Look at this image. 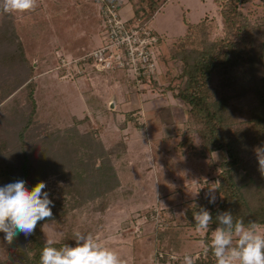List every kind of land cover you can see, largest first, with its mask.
Segmentation results:
<instances>
[{"label": "rangeland", "instance_id": "rangeland-1", "mask_svg": "<svg viewBox=\"0 0 264 264\" xmlns=\"http://www.w3.org/2000/svg\"><path fill=\"white\" fill-rule=\"evenodd\" d=\"M221 1L156 0L159 9L142 20L160 36L155 48L158 78L145 82L135 81L126 68L96 65L92 60L80 65L82 73L62 65V57L83 55L103 43V0H36L33 9L14 13L35 67L38 116L27 127L30 144L36 138L43 143L53 132L60 139L73 140L74 130H65L76 116L81 133H98L105 147L114 148L109 155H101L92 142L83 148L74 142L64 147L56 144L46 155V169L30 163L31 176L37 181L43 178L44 191L54 203L55 215L36 227L44 241L54 239L56 247L74 245L73 234L79 231L107 244L123 264H184L185 254L193 263L196 259L215 261L205 246L206 233L197 231L191 213L198 207L213 208L225 202L224 193L218 190L215 203H209L205 194L208 186L220 181L219 166L227 152L206 153L202 136L186 130L190 105L176 95L181 78L175 61L169 58L168 46L186 32L188 22L212 20L218 30L206 36L221 35ZM137 2L117 3L120 15L129 21ZM245 11L253 21L263 22L264 0L246 3ZM2 16L0 13V20ZM262 29L264 41V24ZM262 76V72L236 76L228 82L230 86L225 85L230 111L224 124L240 140L254 144L255 151L260 134L250 116L258 110L254 89ZM27 91V86L22 87L0 103L4 127L0 133V186L11 183L9 175L21 173L17 123L9 125L4 116L19 105L18 100L25 102ZM113 99L116 104L111 107ZM167 107L170 113L162 115ZM103 187L108 189L105 194L97 191L90 197ZM33 239L21 233L9 245L0 232V264H39L34 257L43 239L37 245Z\"/></svg>", "mask_w": 264, "mask_h": 264}, {"label": "trees", "instance_id": "trees-1", "mask_svg": "<svg viewBox=\"0 0 264 264\" xmlns=\"http://www.w3.org/2000/svg\"><path fill=\"white\" fill-rule=\"evenodd\" d=\"M256 1L224 0L223 6L220 7L223 22L220 29L223 32L221 35L209 38L213 31L218 30L214 29L212 20L188 22L186 32L168 46L169 58L175 61L181 78L176 95L190 105L186 130L188 133L196 130L202 136L203 151L206 153L221 149H225L227 152V156L219 166L220 185L218 189L220 193H224L225 202L213 208L203 207L213 215V224L203 237L210 254L212 252L208 250V244L210 243L211 228L215 227V215L218 212L230 211L234 219H243L246 224L248 221H255L260 227H264V177L258 170L255 146L248 141L240 140L239 136L224 124L226 115L230 111L225 85L230 86L228 82L235 79L236 76L244 77L253 75L255 72H262L261 84L254 89L258 97V110L250 116V120L260 134L257 146L264 147V41L262 29L264 21H253L245 11L246 3ZM111 2L120 4L122 0H103V5ZM220 2L222 1L220 0ZM137 4L139 5L135 7V15L130 18V21H136L138 17L149 19L159 9L156 0H138ZM0 13L3 15L0 20V103L9 99L22 87H28L25 102L20 103L18 100L19 105L14 107V110L7 111L6 113L9 114L4 116L9 125H12L14 121L15 124L17 123L14 127L17 129L20 142L18 147L23 154V161L19 168L21 173L9 175L8 181L13 182L18 178H23L29 189L37 182L43 181V178L37 181L36 177L31 176L30 163L40 166L41 170L46 169V155L56 144L64 147L74 142L80 148L87 142H92L95 152H99L101 155L112 153L114 148L105 147L98 133L83 134L78 130L76 123L80 119L76 116L74 117L76 118L74 119L75 123L66 127L65 130H74L75 138L73 140L64 139L62 135L63 139H60L58 136H54L53 132L46 135L45 138L49 137L43 143L42 139L36 138V143L33 146L30 144L27 139V127L35 122V117L38 116L33 79L35 67L27 56L23 39L14 21V13H6L2 10ZM208 32L210 34L207 37ZM222 87L224 88L221 89ZM169 108H165L166 111H163L162 115L170 113ZM3 128L0 124V133L3 132ZM77 140L83 143L79 144ZM182 142L185 144V139H182ZM123 144L126 145V143ZM83 159L87 162L91 160L84 157ZM101 180L104 181L103 178ZM97 191L105 194L108 189L97 188L90 197ZM199 208L192 211L191 215ZM192 224L195 226V222ZM30 237L35 238L33 239L34 245L43 239L38 229H35ZM44 242L43 239L41 244L44 245ZM40 252L36 253L34 260H39ZM213 262L216 264L212 258L208 260L196 259L193 264H213Z\"/></svg>", "mask_w": 264, "mask_h": 264}, {"label": "clouds", "instance_id": "clouds-1", "mask_svg": "<svg viewBox=\"0 0 264 264\" xmlns=\"http://www.w3.org/2000/svg\"><path fill=\"white\" fill-rule=\"evenodd\" d=\"M36 6V0H0V10L6 13L25 12ZM259 172L264 177V147L256 149ZM220 182L208 186L206 198L216 202V190ZM46 183L37 182L31 189L23 178L0 186V232L10 245L21 233L32 235L38 222L53 217V201L44 191ZM198 192L195 193V195ZM197 231L207 233L213 224V215L200 207L193 214ZM215 227L211 228L208 250L216 264H264V228L255 221L234 219L230 211L215 215ZM74 245L68 243L56 247L57 241L46 239L40 252L39 264H123L118 253L90 234L74 232ZM184 264H193L191 256L185 254Z\"/></svg>", "mask_w": 264, "mask_h": 264}, {"label": "built area", "instance_id": "built-area-1", "mask_svg": "<svg viewBox=\"0 0 264 264\" xmlns=\"http://www.w3.org/2000/svg\"><path fill=\"white\" fill-rule=\"evenodd\" d=\"M119 12L116 2L105 3L101 11L105 26L103 43L83 55L62 57V65L82 73L80 65L84 60H92L96 65L126 68L138 82L158 78L155 48L160 36L142 17L128 21Z\"/></svg>", "mask_w": 264, "mask_h": 264}, {"label": "water", "instance_id": "water-1", "mask_svg": "<svg viewBox=\"0 0 264 264\" xmlns=\"http://www.w3.org/2000/svg\"><path fill=\"white\" fill-rule=\"evenodd\" d=\"M116 104V99H113L112 102H111V107H114Z\"/></svg>", "mask_w": 264, "mask_h": 264}, {"label": "crops", "instance_id": "crops-1", "mask_svg": "<svg viewBox=\"0 0 264 264\" xmlns=\"http://www.w3.org/2000/svg\"><path fill=\"white\" fill-rule=\"evenodd\" d=\"M261 228H264V227H261Z\"/></svg>", "mask_w": 264, "mask_h": 264}]
</instances>
